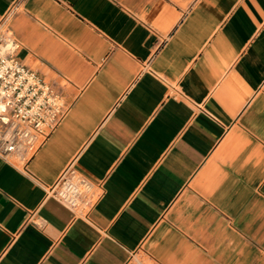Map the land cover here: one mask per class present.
Wrapping results in <instances>:
<instances>
[{
  "label": "crops",
  "instance_id": "obj_1",
  "mask_svg": "<svg viewBox=\"0 0 264 264\" xmlns=\"http://www.w3.org/2000/svg\"><path fill=\"white\" fill-rule=\"evenodd\" d=\"M68 109L0 156V264H264V0H0ZM89 208L49 195L68 166Z\"/></svg>",
  "mask_w": 264,
  "mask_h": 264
},
{
  "label": "built area",
  "instance_id": "obj_2",
  "mask_svg": "<svg viewBox=\"0 0 264 264\" xmlns=\"http://www.w3.org/2000/svg\"><path fill=\"white\" fill-rule=\"evenodd\" d=\"M20 44L0 24V156L30 159L68 109L64 95L18 58ZM49 195L73 210L89 208L94 185L68 166Z\"/></svg>",
  "mask_w": 264,
  "mask_h": 264
}]
</instances>
